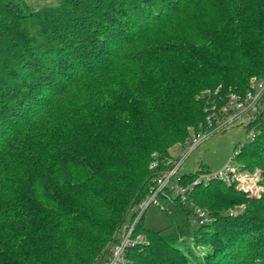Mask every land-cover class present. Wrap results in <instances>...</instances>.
<instances>
[{
	"label": "trees",
	"instance_id": "16d2710c",
	"mask_svg": "<svg viewBox=\"0 0 264 264\" xmlns=\"http://www.w3.org/2000/svg\"><path fill=\"white\" fill-rule=\"evenodd\" d=\"M253 78H264V0H0V264H92L170 148L208 131L205 110ZM250 121L233 159L263 169L264 188V109ZM189 199L213 222L194 228L174 198L167 229L139 219L147 244L127 264H264V191L246 198L215 180ZM239 203L242 215L218 216Z\"/></svg>",
	"mask_w": 264,
	"mask_h": 264
},
{
	"label": "built area",
	"instance_id": "2783aa9c",
	"mask_svg": "<svg viewBox=\"0 0 264 264\" xmlns=\"http://www.w3.org/2000/svg\"><path fill=\"white\" fill-rule=\"evenodd\" d=\"M264 97V79L249 81V88L243 95L231 94L226 103L216 108L212 106L206 109V125L208 131L195 132L190 130V135L182 145H177L174 150L170 151V158L164 163L168 168L162 171L154 179L149 188L147 196L132 209L135 215L125 228L116 234V242L111 246L108 254L101 264H127L129 250L137 246L147 244V239L143 234L136 232L139 219L151 207L155 206L159 210L170 214L173 199L178 198L181 204L192 208L193 217L191 224L202 227L213 222L212 216L206 210L198 207L189 199L193 187L197 185H207L211 181H221L229 184V181L238 168V163L232 158L222 168L206 172L195 178L194 182L188 186L180 185L181 175L179 170L188 155L209 135L216 132H222L228 127L241 121L244 116H250V119L259 111ZM243 124V123H241ZM250 140L254 137V132L247 134ZM238 149L234 151L233 157L238 154ZM157 167V162L151 164L150 168ZM132 215V214H131Z\"/></svg>",
	"mask_w": 264,
	"mask_h": 264
},
{
	"label": "rangeland",
	"instance_id": "374dc122",
	"mask_svg": "<svg viewBox=\"0 0 264 264\" xmlns=\"http://www.w3.org/2000/svg\"><path fill=\"white\" fill-rule=\"evenodd\" d=\"M57 1L58 0H26V4H28L33 9L37 10L44 6H54L56 5ZM260 109H264V100L261 103ZM255 117L252 121H250V116H244L241 121H238L234 125L228 127L226 130L209 135L207 139H205L188 155L179 170V174H193L197 171L199 165L202 166L205 172L197 174L196 177L208 171L213 172L222 168L224 165H226L229 161L232 160L234 148L236 145L246 144L250 141L246 134L244 126H246L249 121L250 123L255 122V120L257 119ZM241 123H243V126L241 125ZM257 125L258 123H254V125L248 127L247 130H249V132H256L255 130L257 128ZM176 147L177 144L173 145L170 149L174 150ZM242 164L243 162L238 163V168L231 177L229 184L234 188V190L243 194L246 198H260L261 193L264 191V188L262 186L263 169L253 166H244ZM196 177H193L194 179L191 181L185 182L184 184H182V186L191 185ZM224 184L226 187H228V184ZM201 186L205 187L206 185L203 184ZM202 209L206 210L207 212H209V214H211L208 209ZM246 210L247 204L245 203H239L230 206H222L218 210V216H228L231 218H235L237 216L242 215ZM212 218L215 219L214 217ZM126 221H130V216L127 217ZM143 226L146 230L149 231H163L170 226V218L168 217V214L166 212L159 210L155 206H151L144 214ZM192 226L194 228H197V225L195 224H192ZM118 233L119 232L114 231L112 238H114V236H116V234ZM192 240V238L186 239V241L184 242L186 244L185 246L190 249L193 256L197 258L203 257V254L207 247L205 245H198ZM110 245L111 243L106 245V247L94 259L92 264L102 263L104 258L103 256L107 254L106 250L109 251L111 248Z\"/></svg>",
	"mask_w": 264,
	"mask_h": 264
}]
</instances>
